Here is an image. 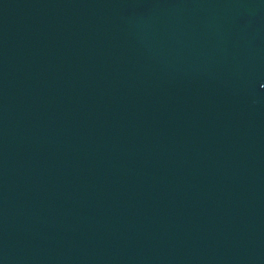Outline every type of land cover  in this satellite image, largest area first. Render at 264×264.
Returning <instances> with one entry per match:
<instances>
[{
  "label": "water",
  "instance_id": "95a60500",
  "mask_svg": "<svg viewBox=\"0 0 264 264\" xmlns=\"http://www.w3.org/2000/svg\"><path fill=\"white\" fill-rule=\"evenodd\" d=\"M0 264H264V0H0Z\"/></svg>",
  "mask_w": 264,
  "mask_h": 264
}]
</instances>
